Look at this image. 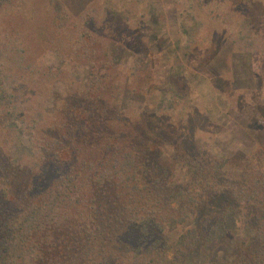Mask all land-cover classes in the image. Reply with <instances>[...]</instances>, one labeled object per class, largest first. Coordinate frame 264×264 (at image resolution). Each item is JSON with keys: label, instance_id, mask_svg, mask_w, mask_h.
<instances>
[{"label": "trees", "instance_id": "1", "mask_svg": "<svg viewBox=\"0 0 264 264\" xmlns=\"http://www.w3.org/2000/svg\"><path fill=\"white\" fill-rule=\"evenodd\" d=\"M141 1L117 7L94 0L80 16L37 17L22 0L13 35L0 25V264H184L193 253L210 256V245L240 224H251V232L229 252L230 264H264V174L243 186L224 181L210 142L200 151L194 132L190 140L182 136L172 117L180 112L174 92L173 100L122 104L133 82L146 90L152 84L148 51L165 38L157 14L144 12ZM191 7L184 3L177 14L179 42L162 51L171 59L192 31L183 25ZM30 30L35 43L27 40ZM236 34L233 51L251 54L249 30ZM128 43L135 54L124 70L119 54ZM46 51L57 53L52 68L43 65ZM148 113L151 122L162 117L180 126L162 127L161 140L158 132L143 134L138 126ZM160 142L192 169L190 190L169 183L150 148ZM176 227L172 240L161 236Z\"/></svg>", "mask_w": 264, "mask_h": 264}, {"label": "rangeland", "instance_id": "2", "mask_svg": "<svg viewBox=\"0 0 264 264\" xmlns=\"http://www.w3.org/2000/svg\"><path fill=\"white\" fill-rule=\"evenodd\" d=\"M21 1L0 0V13H3L0 15V25L7 26L11 36L16 30L18 15L22 13L19 10L23 9ZM29 1L32 3L30 9H36L37 17H40L48 12L55 15L57 11L68 16H80L87 4L94 0H26L27 3ZM122 1L112 0V4L119 7ZM190 1L192 7L184 15L183 25L192 31L189 36L183 37L184 43L182 41L176 50L177 57L171 59L162 51L165 46L172 48L176 40L179 42L177 14L183 10L184 3ZM139 3L144 12L157 14L165 30V38L148 51L152 63V84H148L146 90L142 83L133 82V86L137 85L136 90L131 92L126 88L122 94V104H150L162 95L173 100L171 92H174L178 96V99H174L175 105L180 112L177 114L174 109L172 117L181 122L182 136L190 140L195 135L200 151L207 150L209 145L211 153L222 163L219 171L224 181L241 186L251 184L255 177L264 174V0H200V3L195 0H143ZM54 23H58L57 18H54ZM248 30L255 49L251 54L234 52L231 39L236 31L242 36ZM42 31L48 32L46 27ZM34 34L30 30L26 35L30 43H35ZM131 44L128 43L119 54L120 66L123 65L124 70L135 54ZM56 54L43 52V65H50L51 68V65H56ZM40 56H30L29 60L33 62L34 58L38 60ZM26 63L23 60L22 65ZM174 67L179 73H175ZM149 114L144 118L143 125L142 120L139 122L138 128L143 134L147 130L153 131V134L158 132L157 138L161 140L162 137L166 138L162 127L166 129L171 126L176 130L180 126L174 120L168 121L162 117L151 122L148 120ZM159 122L163 125L159 127L160 130L156 128ZM146 123L148 128L143 127ZM173 134L171 130L169 135ZM205 141L211 144L207 145ZM150 148L154 150L160 165L168 169L169 183L190 190L192 169L173 160L174 150L171 146L160 142L150 144ZM245 193L243 191L241 194L240 202L246 200ZM242 217L250 221L247 210H243ZM180 230L179 227L169 228L161 236L170 241ZM250 232L251 224H240L237 231L228 234L225 240L210 245V256L196 257L193 253L184 264H230V254L240 247L241 240L249 237Z\"/></svg>", "mask_w": 264, "mask_h": 264}]
</instances>
